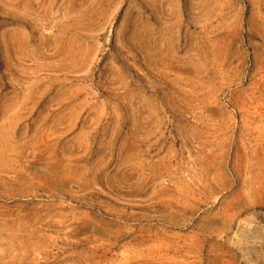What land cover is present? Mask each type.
I'll return each mask as SVG.
<instances>
[{
	"label": "rangeland",
	"instance_id": "rangeland-1",
	"mask_svg": "<svg viewBox=\"0 0 264 264\" xmlns=\"http://www.w3.org/2000/svg\"><path fill=\"white\" fill-rule=\"evenodd\" d=\"M264 264V0H0V264Z\"/></svg>",
	"mask_w": 264,
	"mask_h": 264
},
{
	"label": "bare ground",
	"instance_id": "bare-ground-1",
	"mask_svg": "<svg viewBox=\"0 0 264 264\" xmlns=\"http://www.w3.org/2000/svg\"><path fill=\"white\" fill-rule=\"evenodd\" d=\"M249 264H252V262H249Z\"/></svg>",
	"mask_w": 264,
	"mask_h": 264
}]
</instances>
